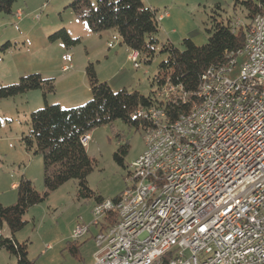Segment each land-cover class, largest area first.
<instances>
[{
	"label": "built area",
	"instance_id": "obj_1",
	"mask_svg": "<svg viewBox=\"0 0 264 264\" xmlns=\"http://www.w3.org/2000/svg\"><path fill=\"white\" fill-rule=\"evenodd\" d=\"M229 26L245 45L226 65L193 94L168 79L156 93L163 103L193 97L188 114L172 122L162 108L137 111L151 125L126 191L96 203L71 236L99 230L94 264H264V15ZM129 60L141 67L139 53Z\"/></svg>",
	"mask_w": 264,
	"mask_h": 264
},
{
	"label": "rangeland",
	"instance_id": "obj_2",
	"mask_svg": "<svg viewBox=\"0 0 264 264\" xmlns=\"http://www.w3.org/2000/svg\"><path fill=\"white\" fill-rule=\"evenodd\" d=\"M73 1L18 0L14 15H0V86L13 85L23 77L40 74L44 79L54 80L55 93L46 98L49 105L64 109L84 106L92 100V95L88 101H78V92L72 86H78L80 70L94 57L91 64L96 71L99 68L105 71L102 76L110 79L111 85H108L114 92L127 89L148 96L154 88L152 81L159 66L167 60V54L161 52L163 44L170 42L183 49V40L190 39L202 46L208 41L207 30L212 27L211 17L216 16L215 12L222 17L235 13V0H143L146 7L159 10V15L166 11L171 18L160 23L155 57L146 63V57L142 56L141 68H135L134 63L127 60V51L115 50L108 59L105 56L100 61L97 59L102 51L96 52L98 47L92 49L97 43L92 37L100 34L91 37L88 26L67 9ZM254 1L259 4V0ZM218 5L220 9L216 8ZM236 13L240 18L247 15L242 6L237 7ZM63 29L72 39H80L81 44L68 50L61 40L52 41L51 37ZM112 39L116 43L118 37ZM117 47L119 49V44ZM64 67H67L66 72ZM238 74L239 66L230 78L235 79ZM70 75L75 78L69 79ZM44 107L41 91L0 101V203L3 206L16 202L17 193L12 183L25 176L24 169L31 159L34 160L28 166L27 178L32 179L36 190L44 191L43 158L33 150L28 151L23 143L30 132L31 114ZM144 136L143 128L136 130L122 121L91 133L87 152L95 165L88 178V188L93 196L114 199L126 191L130 166L146 150ZM127 145L129 153L124 166H120L114 155ZM93 196L81 195L79 182L73 180L53 192L45 203L28 211L25 217L28 224L16 237L20 243L28 242L29 258L35 264H94L98 248L92 236L96 228L92 227L90 236L80 242L82 260L73 258L67 248L68 243L73 242L71 236L78 222L92 223ZM0 264H17V258L0 249Z\"/></svg>",
	"mask_w": 264,
	"mask_h": 264
},
{
	"label": "trees",
	"instance_id": "obj_3",
	"mask_svg": "<svg viewBox=\"0 0 264 264\" xmlns=\"http://www.w3.org/2000/svg\"><path fill=\"white\" fill-rule=\"evenodd\" d=\"M17 2L18 0H0V15H14ZM240 6L247 11L243 19L248 25L257 15H264V0H259V4L254 0H235L233 16L222 17L215 12L216 16L211 17L212 27L207 30L206 44L198 46L190 39L183 40V49L170 42L163 44L161 52L167 54V60L159 66L152 81L155 90L153 88L148 96L127 89L114 92L107 83L99 81L95 66L91 63L85 74L92 100L77 108L64 109L59 105H49L46 98L48 94L55 93L54 80L44 79L40 74L23 77L13 85L0 86V101L33 91H41L45 100V107L31 114L30 132L23 138L26 149L33 150L35 155L43 158L44 191L36 190L33 182L22 175L16 188V202L10 206L0 203L1 250L16 257L17 264H35L29 258L28 242L20 243L16 239L17 233L28 224L25 219L28 211L45 203L53 192L73 180L79 182L81 195L93 196L88 188V178L94 172L95 164L87 147L81 143L82 136L101 127L113 126L117 121L136 130H145L151 124L137 116L140 109L162 108L172 122L190 112L193 97L185 104L181 101L163 103L156 98V93L167 79L173 85L183 86L185 92L195 93L202 76L210 68L226 65L227 53L243 49L245 33L242 31L235 35L229 26L238 17L236 10ZM216 8L220 9L219 5ZM67 9L96 34L116 31L122 39V45L131 52L139 53L140 58L145 56L146 63H150L155 57L159 46L157 36L160 30V11L146 7L143 0H74ZM51 39L61 40L68 50L81 44L80 39H72L65 29L57 32ZM128 153V145L121 147L114 155L115 161L124 166ZM93 197L96 202L104 200L101 196ZM98 231L96 229V233ZM80 247V242H71L67 246L76 260H82Z\"/></svg>",
	"mask_w": 264,
	"mask_h": 264
},
{
	"label": "crops",
	"instance_id": "obj_4",
	"mask_svg": "<svg viewBox=\"0 0 264 264\" xmlns=\"http://www.w3.org/2000/svg\"><path fill=\"white\" fill-rule=\"evenodd\" d=\"M165 13H167L166 11L165 12H163V13H161L160 15H159V22L160 23H163L165 20H167V19H169V18H171L170 17V15H169V13H167V15L165 14ZM91 31V30H90ZM116 32V31H115ZM91 33L93 34V35H90L89 33V35L92 37V36H94V34H95V36H98V34H96V33H94V32H92L91 31ZM116 34V35H115ZM118 37V39H116V43H114V40L112 39V37ZM90 38V37H89ZM92 41H94V42H97V43H95L94 45H92V49H95L96 47H98L97 48V50H96V52L97 51H102V54L100 55V56H98L97 57V59L100 61V59H101V57H104L105 56V58L106 59H108V57H109V55H111L112 54V52H114L115 50H118L119 52L120 51H124V52H126L127 51V60L128 61H130L129 60V57H130V55L133 53V52H131L130 50H128L125 46H123L122 45V39H121V37L118 35V33L116 32V33H113V31L112 30H110V31H106V32H103V33H101L100 34V36L99 37H92ZM117 44H119V49H118V47H117ZM173 44V43H172ZM174 45V44H173ZM119 52H117V54L119 53ZM95 58L93 57V58H89L88 60H89V62H88V65L91 63L90 62V60L91 61H93ZM131 62V61H130ZM100 63V62H99ZM86 67H87V65H86ZM86 67H84V69L81 71L80 70V72H79V81H78V86H75L76 84H73V86L72 87H74V91H77L78 92V98H77V100L78 101H88L90 98H91V92H90V88H89V86H88V83H87V78H86V74H85V70H86ZM111 67V65H109L107 68L109 69ZM141 68V67H140ZM65 72H66V70H67V67H64V69H63ZM104 70H102L101 68H99V70L97 71V74H98V79H99V81L100 82H104V83H109L110 85H111V81H110V79H106V78H103L104 76H102L103 74H104ZM68 78L69 79H73V78H75L73 75H70V77L68 76ZM67 78V79H68ZM75 83H76V80L74 81ZM78 105H80V104H78ZM33 160L34 159H31L30 160V162H29V164L25 167V169H24V171H25V177L27 178V169H28V166H30L31 165V163L33 162ZM24 175V174H23ZM28 179H30L31 181H32V179L31 178H28ZM19 181H20V178H17L16 180H14L13 181V183H12V189L13 190H16V188H17V186H18V184H19ZM33 182V181H32ZM16 201V200H15ZM96 203H98V202H94V204H93V206L96 204ZM14 204V203H13ZM93 206H92V208H93ZM91 208V209H92ZM93 237V236H92ZM16 239H17V237H16ZM18 240V239H17ZM19 242V241H18Z\"/></svg>",
	"mask_w": 264,
	"mask_h": 264
},
{
	"label": "snow or ice",
	"instance_id": "obj_5",
	"mask_svg": "<svg viewBox=\"0 0 264 264\" xmlns=\"http://www.w3.org/2000/svg\"><path fill=\"white\" fill-rule=\"evenodd\" d=\"M85 27H87V24H85Z\"/></svg>",
	"mask_w": 264,
	"mask_h": 264
}]
</instances>
